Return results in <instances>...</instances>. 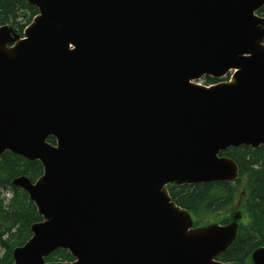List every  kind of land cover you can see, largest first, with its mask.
Masks as SVG:
<instances>
[{
	"label": "water",
	"instance_id": "95a60500",
	"mask_svg": "<svg viewBox=\"0 0 264 264\" xmlns=\"http://www.w3.org/2000/svg\"><path fill=\"white\" fill-rule=\"evenodd\" d=\"M25 1L24 38L0 27V155L41 163L12 185L42 221L13 264H223L237 225L193 228L165 186L232 181L219 153L264 146V0Z\"/></svg>",
	"mask_w": 264,
	"mask_h": 264
},
{
	"label": "trees",
	"instance_id": "16d2710c",
	"mask_svg": "<svg viewBox=\"0 0 264 264\" xmlns=\"http://www.w3.org/2000/svg\"><path fill=\"white\" fill-rule=\"evenodd\" d=\"M264 15V7L258 11ZM37 14L24 0H0V27L9 25L22 33ZM206 83L216 81L208 77ZM48 143L54 144L49 138ZM220 157L232 159L238 166L234 182L167 186L172 201L187 210L195 226L211 223L229 224L237 216H246L239 223L236 241L217 257L223 263L251 264L250 256L264 247V147L241 146L220 152ZM43 173L39 162H27L20 156L5 152L0 156V191L10 193L8 203L0 200V246L4 249L0 264H12V250L22 246L30 237V227L42 219L27 194L12 181L26 177L35 182ZM46 262H72L71 255L57 250Z\"/></svg>",
	"mask_w": 264,
	"mask_h": 264
},
{
	"label": "rangeland",
	"instance_id": "374dc122",
	"mask_svg": "<svg viewBox=\"0 0 264 264\" xmlns=\"http://www.w3.org/2000/svg\"><path fill=\"white\" fill-rule=\"evenodd\" d=\"M204 81H205L204 79H201L200 81H198V83L201 85H204ZM1 199H4L3 204L5 205V203H8V200L10 199V194L0 191V200ZM241 218L243 219V217ZM233 222H235L238 225V217L234 218ZM3 252H4V249L0 246V257L2 256Z\"/></svg>",
	"mask_w": 264,
	"mask_h": 264
}]
</instances>
